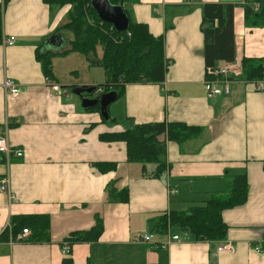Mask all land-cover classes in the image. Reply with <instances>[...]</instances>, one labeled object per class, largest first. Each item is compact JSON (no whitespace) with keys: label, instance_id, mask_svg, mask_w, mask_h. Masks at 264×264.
<instances>
[{"label":"crops","instance_id":"1","mask_svg":"<svg viewBox=\"0 0 264 264\" xmlns=\"http://www.w3.org/2000/svg\"><path fill=\"white\" fill-rule=\"evenodd\" d=\"M209 3L236 5V54L264 58V29L246 25L245 0H139L131 7V18L164 38L171 63L163 84L127 86L109 108L117 121L113 124L100 113L85 111L97 99L77 92L90 87L92 78L78 83L75 65L69 75L58 71V65L72 63L77 54L53 58V78L45 75L37 58L45 39L67 22L70 7L9 1L3 34L15 37L16 43L0 46V133H7L11 146L25 155L9 164L0 162V176L9 174L12 194L11 199L0 193V264H264V93L237 81L228 96L208 98L201 24L202 7ZM6 80L20 88L18 96L6 92ZM152 121L204 129L183 145L167 143V170L157 178L145 176L143 164L128 161L125 143L99 137ZM97 162H115L117 168L101 173ZM151 165L146 168L153 175L156 166ZM240 174L247 175L249 200L224 212L229 227L224 241H198L177 227L170 235L158 231L161 216L205 205L226 191L229 176ZM110 186L129 190V202L111 200ZM34 215L50 217L49 239L1 240L13 217ZM97 219L104 226L99 242H66L75 232L91 230ZM149 233L153 241L143 243ZM226 241L234 253L218 250ZM65 244L68 254L63 253Z\"/></svg>","mask_w":264,"mask_h":264},{"label":"trees","instance_id":"2","mask_svg":"<svg viewBox=\"0 0 264 264\" xmlns=\"http://www.w3.org/2000/svg\"><path fill=\"white\" fill-rule=\"evenodd\" d=\"M10 0L0 3V46L2 45L3 15ZM52 9L70 7L67 22L60 26L52 35L66 40L62 49L57 52L47 51L45 45L37 51L45 75L53 78V58L78 54L86 57L92 66L103 67L107 74V83L99 85L85 97L108 96L111 91L117 95L110 101L92 102L85 106V111L100 113L104 122L117 121L110 116L112 103L125 95L126 88L134 84H157L166 81L171 60L167 59L163 37H155L145 23L133 21L130 15L131 7L139 0H109L114 6L122 7L130 20L127 32H118L113 25L103 22L91 6V0H42ZM236 5L209 3L202 7L203 17L201 31L205 44V65L207 70H216L223 64L232 63L236 58L235 15ZM245 23L249 28L264 29V0H249L244 6ZM51 36V37H52ZM50 37V38H51ZM47 40L45 39V42ZM44 50V51H43ZM102 50L101 55L99 51ZM216 77L207 73L206 79ZM221 80L224 78L219 76ZM234 81L246 84L264 80V58L242 59V75L239 78L230 77ZM203 128L191 126L184 122H146L126 127L124 129L105 131L100 134V140L106 143L122 142L126 145L127 159L131 163L144 165V175L160 177L167 170V143L180 145L199 137ZM0 162H7L0 154ZM154 164L153 175L148 174L147 165ZM264 170V160L262 161ZM94 166L101 173L116 170L115 162H97ZM111 200L128 203L130 192L127 189L118 191L109 187ZM249 200V182L247 175H233L227 179L226 191L214 195L203 206L192 207L185 212L172 211L161 216L158 221V231L166 233L168 226L177 227L191 233L196 240L204 242H222L229 232V227L223 218L224 212L245 205ZM25 229L30 232L28 241L49 239L50 217L44 215L16 216L11 219L10 226L2 234L1 240L10 241ZM104 231L101 219L88 231L75 232L66 239L68 244L97 243Z\"/></svg>","mask_w":264,"mask_h":264},{"label":"built area","instance_id":"3","mask_svg":"<svg viewBox=\"0 0 264 264\" xmlns=\"http://www.w3.org/2000/svg\"><path fill=\"white\" fill-rule=\"evenodd\" d=\"M16 43L15 37L5 38L3 39L2 45L6 46H14ZM208 74L215 76V79L206 81V89H207V96L209 99H213L216 96H228L231 93V85L236 83L237 81L229 79L230 77L239 78L242 75V59L239 55L236 54L235 61L228 64H223L216 70H208ZM219 76L223 77L224 80H221ZM48 83L50 84V79H48ZM52 85V84H50ZM52 90L55 93H60V88L57 86L52 85ZM4 88L7 93L18 96L21 92L20 88L11 80H6L4 83ZM253 89L256 92H263L264 93V80L260 82L253 83ZM0 154L4 155L7 163L9 164L13 158H23L24 151L21 148H14L11 146L9 142L8 134L0 133ZM0 193H4L8 195L11 199V189H10V176L9 174L0 176ZM176 193V191L171 190V194ZM172 226H168L167 234L170 235V229ZM30 232L25 229L22 233L18 234L15 238L11 237L10 242H24L27 241L30 237ZM154 234L149 233L142 237L143 243H150L154 239ZM172 241H180L178 236H170ZM220 252L227 251L229 253H234L235 249L231 242L226 241L218 248ZM70 251V246L65 244L63 247V253L68 254Z\"/></svg>","mask_w":264,"mask_h":264},{"label":"rangeland","instance_id":"4","mask_svg":"<svg viewBox=\"0 0 264 264\" xmlns=\"http://www.w3.org/2000/svg\"><path fill=\"white\" fill-rule=\"evenodd\" d=\"M249 1V0H245V3ZM102 50L99 51V55H101ZM77 57L73 59V62L70 64H65V63H61V65H58L57 69L61 74H65V75H69V71L71 70L70 68H72L74 65L76 66V68L74 69H78L77 74H74L73 77L78 79V83H88V81H90V78L93 79V83L90 85V90H95L99 85L101 84H106L107 83V74L106 71L103 67H99V66H90L88 67V69H86L84 66L86 64V57H83L81 55H76ZM72 66V67H71ZM252 86L251 84H249V87ZM90 90L86 89V87H82L78 90V94H82L84 95V97L88 94H90ZM101 92L96 93L95 99L100 101L105 102L110 101L111 99H113L116 95H117V91H111L108 96H101L99 97ZM94 100V99H93ZM92 102V101H91ZM96 102V100L94 101ZM126 128V127H125ZM148 166H152L151 164H148ZM159 238H161L159 236Z\"/></svg>","mask_w":264,"mask_h":264},{"label":"water","instance_id":"5","mask_svg":"<svg viewBox=\"0 0 264 264\" xmlns=\"http://www.w3.org/2000/svg\"><path fill=\"white\" fill-rule=\"evenodd\" d=\"M91 6L103 22L113 25L118 32L128 31L130 20L122 7L112 5L109 0H91ZM65 42L62 37L54 35L46 41L44 49L50 46L54 48L53 52L60 51Z\"/></svg>","mask_w":264,"mask_h":264}]
</instances>
